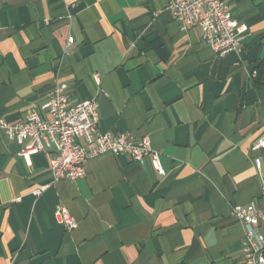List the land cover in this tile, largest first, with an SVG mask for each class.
<instances>
[{
	"label": "crops",
	"instance_id": "1",
	"mask_svg": "<svg viewBox=\"0 0 264 264\" xmlns=\"http://www.w3.org/2000/svg\"><path fill=\"white\" fill-rule=\"evenodd\" d=\"M169 2L0 0V118L66 84L97 101L102 131L149 137L164 170L107 154L53 183L48 155L27 165L0 129V264H245L255 227L232 207L264 206V0L228 1L249 31L224 57Z\"/></svg>",
	"mask_w": 264,
	"mask_h": 264
},
{
	"label": "built area",
	"instance_id": "2",
	"mask_svg": "<svg viewBox=\"0 0 264 264\" xmlns=\"http://www.w3.org/2000/svg\"><path fill=\"white\" fill-rule=\"evenodd\" d=\"M229 0H170L167 7L173 19L183 29L198 28L203 39L219 57L238 51L248 25L234 17ZM69 43L73 39L69 38ZM258 72H253L257 77ZM97 81L99 77L96 75ZM66 84H59L47 95L41 107L30 109L26 117L16 122L0 118V129L7 137L22 146L20 153L27 165L32 156L45 153L49 157L53 183L61 180L76 181L85 177V165L90 159L107 154L127 155L134 161L144 163L151 159L153 168L163 174L161 153L152 147L149 137H137L130 132L113 133L101 130L99 105L95 99L73 101ZM47 113L49 119L44 118ZM264 149V135L253 147ZM258 168L259 158L255 159ZM47 186L36 193L39 194ZM264 204V188L260 192ZM59 223L67 229L78 224L68 209L59 205L55 211ZM232 215L239 222L255 227L246 233L244 263L264 264V206L256 202L232 207Z\"/></svg>",
	"mask_w": 264,
	"mask_h": 264
},
{
	"label": "trees",
	"instance_id": "3",
	"mask_svg": "<svg viewBox=\"0 0 264 264\" xmlns=\"http://www.w3.org/2000/svg\"><path fill=\"white\" fill-rule=\"evenodd\" d=\"M259 81V80H258Z\"/></svg>",
	"mask_w": 264,
	"mask_h": 264
}]
</instances>
